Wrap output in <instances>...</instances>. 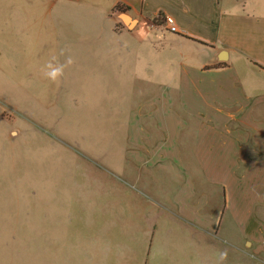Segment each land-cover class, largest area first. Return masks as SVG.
<instances>
[{
  "label": "rangeland",
  "instance_id": "obj_1",
  "mask_svg": "<svg viewBox=\"0 0 264 264\" xmlns=\"http://www.w3.org/2000/svg\"><path fill=\"white\" fill-rule=\"evenodd\" d=\"M54 1L0 0V264H264L256 240L167 220L156 194L135 192L104 161L121 157L112 143L125 134L112 131L125 118L114 113L128 103L115 100L128 87L107 65L133 61L125 46L191 53L184 28L159 17L131 36L93 0ZM154 217L168 222L152 229Z\"/></svg>",
  "mask_w": 264,
  "mask_h": 264
},
{
  "label": "crops",
  "instance_id": "obj_2",
  "mask_svg": "<svg viewBox=\"0 0 264 264\" xmlns=\"http://www.w3.org/2000/svg\"><path fill=\"white\" fill-rule=\"evenodd\" d=\"M93 2L99 11L113 10L112 19L131 36L169 14L195 49L133 52L125 46L133 61L107 65L128 87L126 94L114 89L115 100L128 103L114 113L125 118V129L112 131L125 134L122 146L112 143L121 157L106 153L104 161L127 176L135 192L156 194L157 212L167 220L213 234L234 227L239 239H254L264 249V0ZM119 5L130 24L113 16ZM180 51L182 59L174 62ZM139 58L146 60L136 63ZM215 63L222 66L207 67ZM135 192L129 196L136 198ZM168 194L170 204L162 201ZM167 222L154 217L147 224L155 229Z\"/></svg>",
  "mask_w": 264,
  "mask_h": 264
},
{
  "label": "clouds",
  "instance_id": "obj_3",
  "mask_svg": "<svg viewBox=\"0 0 264 264\" xmlns=\"http://www.w3.org/2000/svg\"><path fill=\"white\" fill-rule=\"evenodd\" d=\"M68 63H72L71 59H69ZM49 68H52V65L49 64L48 65ZM63 68L64 66L61 65L58 68H53L51 72H49L47 75L49 76V78L53 81L58 80V78L63 74ZM226 257V253H221L220 254V258L221 260H223Z\"/></svg>",
  "mask_w": 264,
  "mask_h": 264
},
{
  "label": "built area",
  "instance_id": "obj_4",
  "mask_svg": "<svg viewBox=\"0 0 264 264\" xmlns=\"http://www.w3.org/2000/svg\"><path fill=\"white\" fill-rule=\"evenodd\" d=\"M164 23L170 30H177L176 24L171 15L167 14L164 16Z\"/></svg>",
  "mask_w": 264,
  "mask_h": 264
},
{
  "label": "water",
  "instance_id": "obj_5",
  "mask_svg": "<svg viewBox=\"0 0 264 264\" xmlns=\"http://www.w3.org/2000/svg\"><path fill=\"white\" fill-rule=\"evenodd\" d=\"M113 16H114V17H117V18H121V19H123L125 22L128 21V16H127L125 10H123V9H117L116 13L113 14Z\"/></svg>",
  "mask_w": 264,
  "mask_h": 264
},
{
  "label": "trees",
  "instance_id": "obj_6",
  "mask_svg": "<svg viewBox=\"0 0 264 264\" xmlns=\"http://www.w3.org/2000/svg\"><path fill=\"white\" fill-rule=\"evenodd\" d=\"M116 9H126L125 6H116ZM161 14V12H159V15ZM163 21H164V16H163ZM218 66H222L221 63H215L213 65H208L207 67H218Z\"/></svg>",
  "mask_w": 264,
  "mask_h": 264
}]
</instances>
